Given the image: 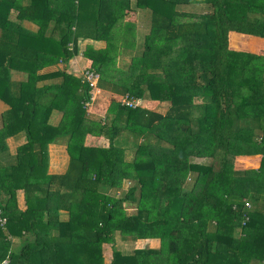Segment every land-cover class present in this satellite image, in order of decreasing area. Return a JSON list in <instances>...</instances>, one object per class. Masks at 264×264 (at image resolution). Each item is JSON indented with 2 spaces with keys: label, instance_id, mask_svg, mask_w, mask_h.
Wrapping results in <instances>:
<instances>
[{
  "label": "trees",
  "instance_id": "16d2710c",
  "mask_svg": "<svg viewBox=\"0 0 264 264\" xmlns=\"http://www.w3.org/2000/svg\"><path fill=\"white\" fill-rule=\"evenodd\" d=\"M134 7L148 11L141 49L124 21L130 0H0V262L264 264V55L253 53L264 42L236 36L264 39V0ZM78 53L97 89L138 104L114 98L102 120L90 117L92 88L70 68ZM18 136L24 142L10 154L5 140ZM86 136L106 146H89ZM52 144L67 154L62 174L47 173ZM249 156H259L256 168L235 167ZM115 234L158 247L124 254Z\"/></svg>",
  "mask_w": 264,
  "mask_h": 264
},
{
  "label": "rangeland",
  "instance_id": "374dc122",
  "mask_svg": "<svg viewBox=\"0 0 264 264\" xmlns=\"http://www.w3.org/2000/svg\"><path fill=\"white\" fill-rule=\"evenodd\" d=\"M130 3H131L132 9L135 8L134 7V0H130ZM187 10L188 9H186V11ZM188 11L194 12V11H197V9H192V10H188ZM133 12H135V14H132V18L131 17L127 18L128 16H126L124 21H126V22L131 21V24L134 25L135 41H136L137 47L138 48L140 47V49H141V46L144 43V38H145L146 34L148 33V29H149L148 11L147 10L133 9ZM14 16H15V12L12 11V13L10 14V19L13 20ZM25 27L27 29H30L33 31L35 30L34 26H30V25L25 24ZM80 60H82V57L79 53H78V55H76V57H74L73 59L70 60V68L73 69L75 73L81 72L82 69H84L90 65V64H85V63L83 64V62L81 63ZM127 62H128L127 57H124V58L118 60V65L124 66ZM65 66L67 68V65H65ZM62 68H63V65H60L59 67H57V69H62ZM78 73H76V74L78 75ZM155 75H157L158 79L164 81L163 74L157 73ZM11 77L13 79H16V80H21V78L23 79V75L20 76L18 74H13ZM94 90H97V88H95ZM92 97L93 98L92 99L90 98V101L88 103L89 105H87V107H86L88 115L90 117L95 118V119L102 120V115H103L104 111L106 110L109 102L112 101V99L114 100V98H116V97H113V94L102 91V90L99 93L94 91V93H92ZM140 106L146 107L149 109H153L159 113H164V111L167 108V103L151 104L150 105L143 100V101H140ZM56 120H57V118L53 119V121H56ZM126 136L127 135L124 134L122 136V138H124V140L127 143V146L129 147L131 145V140L129 137H126ZM96 140H97V138L92 140L90 142V144H92L94 146H101V145L106 146V141L104 139H101V137L97 141ZM63 153H64V151H63ZM47 155H48V153H47ZM131 156H132V151H125V159L126 160H130ZM238 159L239 158L234 160L233 163H234L235 167H237L239 169H251V168L253 169V168L257 167L255 165V163L257 162V158H247V157L240 158V162H238ZM57 161L58 160H55L53 157L49 156L48 165L50 163V164L55 166V163ZM208 161L209 160H207V159H200V160L196 159L197 163H204L205 164V163H208ZM62 170H63V168H61L58 171V173L62 172ZM52 171H56V170H53V168H52ZM185 183H189V181L186 180ZM127 184H128V182H123V188L124 189H125V187H127ZM20 198H21V194H18L17 195V204H18V207L22 208L23 207V201ZM125 207H126L125 208L126 214H132L133 213L134 210L130 206L125 205ZM14 245L16 247L17 243L14 242ZM154 245L155 246H153V244H151V243L148 244V243H144V242L141 244H137V243L134 244V242H131V241H122L119 238L118 234H115V236H114V247H115V249L121 251L124 254L130 253L132 251V249L138 248V247H145V246L158 247V242H156V244H154Z\"/></svg>",
  "mask_w": 264,
  "mask_h": 264
},
{
  "label": "crops",
  "instance_id": "0c3cea01",
  "mask_svg": "<svg viewBox=\"0 0 264 264\" xmlns=\"http://www.w3.org/2000/svg\"><path fill=\"white\" fill-rule=\"evenodd\" d=\"M197 7H200V6H197ZM197 7H195V6H191V7L188 8V10L197 9ZM197 11H199V10H197ZM197 11H194V12H197ZM11 13H12V12H11ZM132 14H135V12H133V10L130 11V12H128V14H127L128 17H127V18H129V17L132 18ZM129 22L131 23V21H129ZM22 24H23L24 27H25V24L30 25V26H33V25H31V24H28V23H22ZM25 28H26V27H25ZM29 30H30V29H29ZM230 35H231V34H230ZM235 35H236V34H235ZM236 36L242 37L243 39H240V42H245V43H247V44L252 43L253 40H256V41H258V42H264V39L257 38V37H248V36H245V35H236ZM88 44L92 45V46H93L94 48H96V49L103 48V43H101V42H87V41H84V42L82 43L83 46H84V45H88ZM241 48H242L241 50H243V51H249V52H251L250 50L244 49V47H241ZM254 49H257V50H256V51H253V53H254V52L257 53V52L259 51V52L263 53V55H264V48L261 47L260 45H258V48H254ZM80 62H81V63L83 62V64H84V63H85V64H90V62H89L88 60H86V59H84V60H80ZM57 67H58V66H57ZM97 92L99 93V92H101V90H98V89H97ZM113 97H116V96L113 95ZM116 98H117V97H116ZM114 100H115V99H114ZM5 109H6V107H5L2 103H0V113H2ZM58 114H59V113H57V112H55V111H53V112L51 113L50 118H49V121H48V123H49L50 125L54 126V125L57 124L58 120L60 119V116H59L60 114H59V115H58ZM55 118H57V120H56V121H53V119H55ZM95 138H97V140L100 139V137L86 136V137H85V140H84V143L87 144V145H89V146H94V145L90 144V142H91L92 140H94ZM101 139H102V138H101ZM88 140H89V141H88ZM97 140H96V141H97ZM23 142H24V141H23V138H22L21 136H18V137H12V138H7V139L5 140V146L7 147V150H8V152H9L10 154H14L16 147H18L19 145H21ZM63 151H64V153H63ZM47 153H48V158H49V156H51V157H53L55 160H58V161L55 163V166L49 163V165H48V167H47V173H49V174H62V173L65 171V169H66V166H67V159H68L67 154H66V152H65V150H64V146H62V145H60V144H59V145H58V144L48 145V147H47ZM247 158H257L256 166L258 165V162H259V156H251V157L249 156V157H247ZM52 168H53V170H56V171H52ZM61 168H63L62 172H59V173H58V171H59ZM20 199L22 200V196H21ZM141 241H144V240L136 241V242H134V244H135V243L138 244V242H141ZM149 242H150L151 244H153V246H155L154 244H156L157 241H156V240H148V241H146V242H144V243H148V244H149ZM153 248H155V247H153Z\"/></svg>",
  "mask_w": 264,
  "mask_h": 264
},
{
  "label": "built area",
  "instance_id": "2783aa9c",
  "mask_svg": "<svg viewBox=\"0 0 264 264\" xmlns=\"http://www.w3.org/2000/svg\"><path fill=\"white\" fill-rule=\"evenodd\" d=\"M80 77L82 79H85L89 83V86L92 88V91H91V99H92L93 98L92 93H94V91L97 92V90H94L96 88L95 85H96L97 76L93 75L90 71H88L86 67L81 70ZM115 101L118 102L120 105L128 107V108H133L138 104V102L128 100L126 99V97H123V96L117 97ZM87 105L89 104H86V106ZM249 208H250L249 202L246 200H243V209L248 210ZM247 219H248L247 215L244 214L242 216L241 226L244 224V222L247 221ZM4 223H5V218L1 217V210H0V226L4 225ZM6 263H7V260H2L0 262V264H6Z\"/></svg>",
  "mask_w": 264,
  "mask_h": 264
},
{
  "label": "clouds",
  "instance_id": "9594fccd",
  "mask_svg": "<svg viewBox=\"0 0 264 264\" xmlns=\"http://www.w3.org/2000/svg\"><path fill=\"white\" fill-rule=\"evenodd\" d=\"M99 90V89H98Z\"/></svg>",
  "mask_w": 264,
  "mask_h": 264
}]
</instances>
